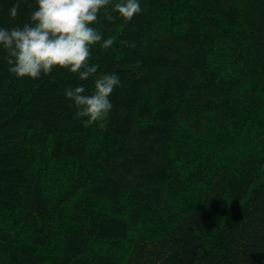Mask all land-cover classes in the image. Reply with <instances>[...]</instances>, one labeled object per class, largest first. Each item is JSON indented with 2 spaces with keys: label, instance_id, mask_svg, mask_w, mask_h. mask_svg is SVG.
I'll list each match as a JSON object with an SVG mask.
<instances>
[{
  "label": "trees",
  "instance_id": "obj_1",
  "mask_svg": "<svg viewBox=\"0 0 264 264\" xmlns=\"http://www.w3.org/2000/svg\"><path fill=\"white\" fill-rule=\"evenodd\" d=\"M14 2L0 25L36 7ZM139 3L95 25L105 129L65 96L95 77L17 79L0 53V264H264V0Z\"/></svg>",
  "mask_w": 264,
  "mask_h": 264
},
{
  "label": "clouds",
  "instance_id": "obj_2",
  "mask_svg": "<svg viewBox=\"0 0 264 264\" xmlns=\"http://www.w3.org/2000/svg\"><path fill=\"white\" fill-rule=\"evenodd\" d=\"M35 5L22 26L0 25V53L5 54L10 74L17 79H40L62 69L81 81L95 77L90 94L78 85L66 88L65 96L76 109L74 119L86 128L105 129L113 108L110 97L120 78L115 73L97 76L99 65L89 63L94 46L107 50L114 44L95 25L101 12L109 21L131 22L143 11L139 0H35ZM19 6L16 0L8 10L9 22L17 17Z\"/></svg>",
  "mask_w": 264,
  "mask_h": 264
}]
</instances>
